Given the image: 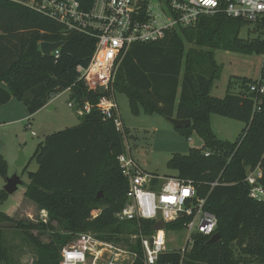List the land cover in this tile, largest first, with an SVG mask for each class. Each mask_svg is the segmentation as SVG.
Masks as SVG:
<instances>
[{
  "label": "trees",
  "instance_id": "16d2710c",
  "mask_svg": "<svg viewBox=\"0 0 264 264\" xmlns=\"http://www.w3.org/2000/svg\"><path fill=\"white\" fill-rule=\"evenodd\" d=\"M79 1L88 10L94 0ZM243 26L225 15L204 17L196 27L170 33L157 43L134 45L122 59L113 90L127 95L132 113L138 116L143 110L166 119L191 120V127L177 131L188 140L196 132L203 140L201 149L175 154L168 167L176 171L174 177L192 183L199 198L207 199L206 208L218 219L216 233L221 235L215 244H209L210 237L196 235L185 255L166 252L157 264H264V202L250 198L246 181L249 170L259 165L264 174V106L261 112L254 111V95L249 94L254 82L247 78L232 77L225 98L211 94L222 72L216 51L245 55L264 51L260 39L239 37ZM44 42H65L59 58L41 53ZM95 47L96 40L88 35L69 32L25 6L0 1V105L17 99L34 115L68 89L71 100L97 103L102 94L88 91L77 73L78 66L89 64ZM235 87L239 92H232ZM27 92L33 100H23ZM211 115L246 127L234 143L221 141L211 128ZM82 118L79 126L48 136L34 154L39 169L29 174L24 196L48 212L49 223H16L0 212V226L16 224L25 234L37 252L34 264H59L62 249L83 233L136 250V264H142L139 242L133 246L120 238L136 233L135 223H119L116 218L128 191L118 163L125 151L123 135L96 110ZM208 150L214 155L205 157ZM5 169L0 155V172ZM260 184L264 187V175ZM6 195L3 191L0 202ZM184 228V220L167 226ZM143 230L151 233L152 226L144 224ZM46 233L48 242L41 238ZM4 236L0 227V260L13 264Z\"/></svg>",
  "mask_w": 264,
  "mask_h": 264
},
{
  "label": "built area",
  "instance_id": "2783aa9c",
  "mask_svg": "<svg viewBox=\"0 0 264 264\" xmlns=\"http://www.w3.org/2000/svg\"><path fill=\"white\" fill-rule=\"evenodd\" d=\"M0 1L25 6L58 22L69 32L96 40L89 64L78 66L77 73L88 91L102 96L95 104L90 101L80 104L73 99L68 106L80 117L93 110L100 112L105 119L113 121L117 132L123 135L125 151L118 157V163L128 181V191L126 204L116 218L119 223H135L142 264H157L162 254L170 252L165 251L157 236L152 239L145 236L144 224H150L152 233L156 234L167 229L168 224L184 220L186 245L178 250L183 255L192 249L196 235L210 238L215 235L218 219L207 210V199L199 198L192 183L174 176L146 173L133 156L113 87L122 59L131 47L157 43L170 33L192 29L204 17L225 15L257 27L260 36L255 40L264 42V0H94L88 10L79 0ZM59 53L52 56L59 58ZM261 55L260 77L249 87V94L254 95L255 112H261L264 106V51ZM214 153L208 150L204 155L211 157ZM263 175L259 165L249 170L246 180L250 185V198L258 202H264V187L260 184ZM99 214L100 211L92 215L96 218ZM39 218L43 224L50 221L45 210H39ZM159 222L164 223L165 228L156 231L154 228ZM138 259V253L130 247L102 240L93 233H83L62 249L59 264H136ZM0 264L8 263L0 260Z\"/></svg>",
  "mask_w": 264,
  "mask_h": 264
},
{
  "label": "rangeland",
  "instance_id": "374dc122",
  "mask_svg": "<svg viewBox=\"0 0 264 264\" xmlns=\"http://www.w3.org/2000/svg\"><path fill=\"white\" fill-rule=\"evenodd\" d=\"M259 36L257 27L246 24L239 34L241 39L250 41ZM192 47L194 46L187 45V48ZM215 55L217 63L222 66L221 76L214 82L211 92L216 98L226 97L232 77L253 81L260 77L263 63L261 54L245 55L221 49L216 51ZM232 92H239L238 87H235ZM70 96L69 91L54 96L53 101H49L47 106L34 115H30L25 104L17 99L0 105V155L6 163L5 171L0 172V195L9 178L16 175L23 182L14 195L7 194L0 202V212L8 215L16 223L19 221L41 223L38 208L24 196L25 185L30 183L29 174L39 169L34 160L38 146L44 143L48 136L77 127L82 123L83 118L68 106ZM115 96L128 132L131 152L139 159L146 173L160 177L176 176V171L168 167L171 158L175 154L185 155L190 149H201L204 146L203 140L196 132L190 135L191 141H189L166 118L158 114H146L143 110L140 115L135 116L131 111L127 95L117 92ZM51 105L56 109L51 110ZM210 125L219 140L230 143H234L246 127L242 122L219 115H211ZM20 154L25 157L23 167L17 166ZM0 227L5 230L4 242L13 264H34L37 258L36 249L25 234L16 228V224H2ZM145 231L143 230L149 239L157 236V240L164 246L165 251H178L185 248V229H165L156 233L157 235ZM37 234L34 232V235ZM49 236V233H46L41 238L44 242H48ZM137 236L138 231L124 233L120 238L123 241L129 240L135 246L138 244Z\"/></svg>",
  "mask_w": 264,
  "mask_h": 264
},
{
  "label": "water",
  "instance_id": "95a60500",
  "mask_svg": "<svg viewBox=\"0 0 264 264\" xmlns=\"http://www.w3.org/2000/svg\"><path fill=\"white\" fill-rule=\"evenodd\" d=\"M65 46V42H59V43H47L44 42L40 45L41 53L46 56V57H51L55 52L60 51L63 47ZM34 96L31 93H25L23 100L24 101H29L33 100ZM167 121L173 125L175 129H183V128H188L192 126V121L191 120H178L176 118H167ZM25 164V157L20 154L19 160L17 163L18 167H23ZM23 184L22 180L18 176H13L12 178H9L7 180V184L4 187V191L8 195H14L18 189L19 186ZM102 194H99L98 197H101ZM165 228L164 223L159 222L155 226L156 231L163 230ZM221 240V235L219 233H216L210 238L209 244H215L218 243Z\"/></svg>",
  "mask_w": 264,
  "mask_h": 264
},
{
  "label": "crops",
  "instance_id": "0c3cea01",
  "mask_svg": "<svg viewBox=\"0 0 264 264\" xmlns=\"http://www.w3.org/2000/svg\"><path fill=\"white\" fill-rule=\"evenodd\" d=\"M50 109L51 110H55L56 109V107L55 106H53V105H51L50 106ZM189 141H191V138H190V140ZM135 156V155H134ZM138 161H139V159L137 158V157H135ZM139 163H141L140 161H139ZM142 166V165H141ZM31 203V202H30ZM32 205H34L33 203H31ZM35 206V205H34Z\"/></svg>",
  "mask_w": 264,
  "mask_h": 264
}]
</instances>
